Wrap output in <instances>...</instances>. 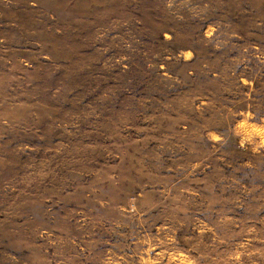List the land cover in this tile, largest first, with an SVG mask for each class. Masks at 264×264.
<instances>
[{
    "label": "rangeland",
    "instance_id": "obj_1",
    "mask_svg": "<svg viewBox=\"0 0 264 264\" xmlns=\"http://www.w3.org/2000/svg\"><path fill=\"white\" fill-rule=\"evenodd\" d=\"M0 264H264V0H0Z\"/></svg>",
    "mask_w": 264,
    "mask_h": 264
}]
</instances>
